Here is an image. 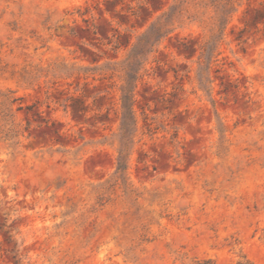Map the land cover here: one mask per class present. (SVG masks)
<instances>
[{"label": "rangeland", "instance_id": "obj_1", "mask_svg": "<svg viewBox=\"0 0 264 264\" xmlns=\"http://www.w3.org/2000/svg\"><path fill=\"white\" fill-rule=\"evenodd\" d=\"M0 264H264V0H0Z\"/></svg>", "mask_w": 264, "mask_h": 264}, {"label": "trees", "instance_id": "obj_2", "mask_svg": "<svg viewBox=\"0 0 264 264\" xmlns=\"http://www.w3.org/2000/svg\"><path fill=\"white\" fill-rule=\"evenodd\" d=\"M135 49H136V47L133 48V51H132V52H134ZM205 54H206V53H205ZM206 55H207V54H206ZM127 96H128L127 94L123 95V99L127 100V99H128ZM124 123H126V122H124ZM123 125H124V124H123ZM123 166H124V165L122 164V162H120V163H119V168H121V167H123Z\"/></svg>", "mask_w": 264, "mask_h": 264}]
</instances>
